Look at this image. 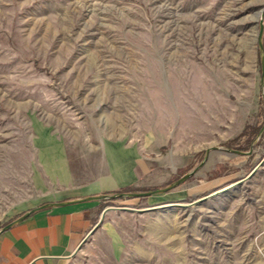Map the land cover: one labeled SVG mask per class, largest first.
I'll return each mask as SVG.
<instances>
[{
	"label": "rangeland",
	"instance_id": "obj_1",
	"mask_svg": "<svg viewBox=\"0 0 264 264\" xmlns=\"http://www.w3.org/2000/svg\"><path fill=\"white\" fill-rule=\"evenodd\" d=\"M263 10L0 0V229L60 191L188 175L105 199L82 264H264Z\"/></svg>",
	"mask_w": 264,
	"mask_h": 264
},
{
	"label": "crops",
	"instance_id": "obj_2",
	"mask_svg": "<svg viewBox=\"0 0 264 264\" xmlns=\"http://www.w3.org/2000/svg\"><path fill=\"white\" fill-rule=\"evenodd\" d=\"M105 190L85 187L60 191L33 208L115 191ZM104 202L89 200L34 211L0 234V264H82L84 239L97 223Z\"/></svg>",
	"mask_w": 264,
	"mask_h": 264
},
{
	"label": "water",
	"instance_id": "obj_3",
	"mask_svg": "<svg viewBox=\"0 0 264 264\" xmlns=\"http://www.w3.org/2000/svg\"><path fill=\"white\" fill-rule=\"evenodd\" d=\"M263 34H264V10H263V13H262V16H261V20H260L259 35H258V47H259V53H260V59H261V70H262L261 83H263V81H264V42H263ZM263 130H264V125H263V127L260 130L258 135H261ZM187 177H188V175H185V176L181 177L180 179L174 181L173 183H171L167 187H164V188H161V189H158V190H153V191L134 192V193L133 192H125V193H116V194H113V195L100 194V195L87 196V197H82V198H77V199H70V200H66V201L45 203V204H42V205H40V206H38L36 208H33V209L29 210L27 213H25V214L15 218V219H13L12 221H10L6 225H4L0 229V234L2 232L6 231L7 229H9L11 226L21 222L28 215H30L31 213H33L34 211L39 210V209H44V208H47V207H50V206H56V205L73 204V203L84 202V201H89V200H105V199H110V198H116V197H119V196H140V195H147V194L154 193V192L167 191L168 189L174 188L177 185H179L180 183H182ZM102 218H103V216L96 223V225L90 230V232L85 237L84 242L86 241L88 236L91 235V233H93V231L100 225V223L102 221ZM79 248H81V247H79Z\"/></svg>",
	"mask_w": 264,
	"mask_h": 264
},
{
	"label": "bare ground",
	"instance_id": "obj_4",
	"mask_svg": "<svg viewBox=\"0 0 264 264\" xmlns=\"http://www.w3.org/2000/svg\"><path fill=\"white\" fill-rule=\"evenodd\" d=\"M178 205H181V206H187V205H189V203H180V204H178ZM163 207L164 205H156V206H154V207H149V209H151V208H158V207Z\"/></svg>",
	"mask_w": 264,
	"mask_h": 264
},
{
	"label": "trees",
	"instance_id": "obj_5",
	"mask_svg": "<svg viewBox=\"0 0 264 264\" xmlns=\"http://www.w3.org/2000/svg\"><path fill=\"white\" fill-rule=\"evenodd\" d=\"M117 191H108V192H106V194H112V193H116ZM23 213H21V214H19L18 216H16V218L17 217H19V216H21Z\"/></svg>",
	"mask_w": 264,
	"mask_h": 264
}]
</instances>
